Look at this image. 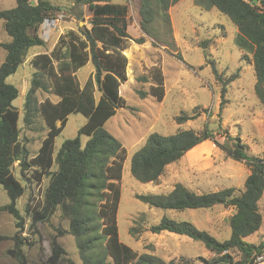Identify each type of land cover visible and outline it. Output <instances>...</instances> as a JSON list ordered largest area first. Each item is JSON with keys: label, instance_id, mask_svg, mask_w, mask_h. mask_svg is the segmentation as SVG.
<instances>
[{"label": "trees", "instance_id": "1", "mask_svg": "<svg viewBox=\"0 0 264 264\" xmlns=\"http://www.w3.org/2000/svg\"><path fill=\"white\" fill-rule=\"evenodd\" d=\"M15 1L13 9L0 11V22L11 38L7 43H0L6 51L5 61L0 65V186L10 198V203L0 211L9 213L16 220L18 232L13 238L15 248L11 254L19 264H29L23 247L30 239L22 236L24 218L17 208L18 200L25 193V187L14 173V165L19 163L22 176L29 167H33L38 181L44 176L51 177L43 201L34 208L32 233L37 234L40 220L50 222L58 211L70 223L67 230L55 228L57 236L51 239V256L47 264L69 261L67 252L57 241V237L67 234L76 237L82 264H193L187 259L178 263L155 254H140L120 240L118 211L128 151L105 129L118 109L126 107L120 88L128 81L126 51L129 40L141 45L146 42V37L157 39L155 24L160 20L171 32L170 9L182 0H74L77 17L83 18L82 8H88L90 27L67 30L51 53L39 54L31 60L36 72L27 94L25 123L31 126L39 112L48 126L47 137L34 158H30V152L20 139V111L13 105L19 97V90L7 79L20 69L31 49L46 45L39 35L40 29L46 20L56 19L61 9L50 0ZM117 1L137 4L140 29L145 36L131 38L128 4ZM194 4L203 10L216 8L235 24L236 45L251 54L249 61L254 66L257 79L255 92L264 107V0L258 3L254 0H194ZM210 43L211 40H206L200 44L206 59ZM88 64H92L94 72L82 85L77 72ZM213 72L220 86L221 118L229 103V85L234 77L224 78L214 64ZM150 78L154 83L151 94L162 101L165 96L162 70L153 68L148 74L139 76L137 81L144 85ZM40 90L52 92L59 101L54 103L46 99L38 104L36 94ZM97 92L100 93L99 98ZM138 93L142 99L148 95L143 91ZM207 112L208 109L195 107L191 113L176 117L179 128L175 134L149 135L143 147L131 158V175L140 183L156 184L168 166L180 162L198 144L211 140L226 159L244 162L250 170L245 189L226 188L197 194L183 184H177L169 194L136 197L150 208L165 211L232 208L234 212L229 217L231 235L225 241L198 230L189 222H177L167 217L151 225L149 231L157 235L167 232L201 243L213 253L211 259L204 261L205 264H252L264 252V242L249 244L244 240L258 232L263 224L259 203L264 194V152L262 156L251 155L240 136L232 135L227 129L223 131L220 128L217 132L224 137V141H220L212 134L201 136L193 129L182 128V125ZM78 113L86 117V124L78 137L65 141L55 156L56 138L64 131L69 116ZM82 135L89 137L84 147ZM55 163L58 170L52 172ZM137 233L135 228L130 229L131 235Z\"/></svg>", "mask_w": 264, "mask_h": 264}, {"label": "rangeland", "instance_id": "2", "mask_svg": "<svg viewBox=\"0 0 264 264\" xmlns=\"http://www.w3.org/2000/svg\"><path fill=\"white\" fill-rule=\"evenodd\" d=\"M32 1L36 2V0ZM50 1L61 9V12L56 17L58 20L55 23L57 25L55 35L51 39L48 37L51 30H54L55 25L47 26L43 30L45 37H48L50 47L57 45L60 37L67 30L90 27V15L87 7L82 8L84 17L79 18L77 17L78 9L73 7L74 0ZM117 2L128 4L130 21L128 32L133 36L139 35L141 29L137 4L133 1ZM15 6V0H0V11L13 9ZM169 13L172 31H168L163 25L164 22L160 20L155 24V30L159 37L157 39L147 37L151 50L163 57L164 67L168 73L167 98L164 102L157 99L141 100L139 97L137 98L135 93L137 84L135 81L131 84L128 83L122 89L123 96L128 100L129 104L142 107L141 129L145 132L149 131L148 129L152 127L154 119L159 114L160 119L155 122L153 133L173 135L177 132L179 126L173 121V117H178L182 113H191L195 107L205 108L209 112L203 113L201 117L192 120L191 127L184 124L182 128L186 130L193 129L201 136L204 133L212 134L215 139L220 141H224V137L218 135L219 129L230 131L231 128L235 132L234 136H240L242 142L249 147L251 155L262 156L264 152V108L261 106L255 92L257 79L254 66L249 61V58H252L251 54L240 50L236 45L237 27L216 8L203 10L194 4V0L180 1L171 7ZM10 39L4 31L2 23H0V42L6 43ZM206 40H211L212 42L209 44L208 59H206L204 49L200 47V44ZM41 49V47L34 48L31 54ZM137 54L142 56L147 55L148 52L140 51ZM129 55L132 57V52H129ZM246 55L248 57L245 58ZM5 58L6 51L0 47V65L5 61ZM213 64L218 72L224 75V78L234 77V80L229 85L227 96L229 103L225 106L221 118L219 113H216L215 117L212 118L217 110L218 101L221 103L220 86L217 84L213 72ZM28 69V66H22L7 79V82L16 86L19 90V97L14 101L13 105L20 111V139L30 152V158H34L39 152L41 142L47 137L48 126L39 112L36 114L31 126L25 123L27 113L25 104L29 90L24 91V88H28L29 85L26 86L23 79L27 77L30 84L36 72L35 69H31L32 72L29 69V72H27ZM93 70L92 64L82 69L78 74L79 80L83 82L90 71ZM134 71L136 72L135 65ZM137 73L138 76H142L148 72L144 74ZM131 74H133L132 70ZM177 79H180V87L188 89V95H184L180 91L179 86H173ZM142 87L144 91L148 90L147 84H142ZM96 96L99 98L100 93L97 92ZM45 98L52 101L58 100V96L52 92L38 91L36 102L39 104ZM133 117L135 116L129 109L121 111L111 122L105 125V129L114 133V137L121 138V127L124 124L126 125L128 118ZM86 122V117L80 113L69 116L64 131L55 140V156H57L65 141L78 137L81 128ZM124 138L126 140H123ZM124 138L120 141L125 143L129 154L124 165L121 181V200L118 211L120 240L140 254H155L166 261L174 260L178 263L183 259H187L192 261L193 264H205L204 261L211 259L213 253L208 251L201 243L188 237L169 233L153 234L149 231L150 226L159 223L164 217H167L177 222H189L198 230L210 233L219 241H225L231 235L229 217L233 214V209L217 207L211 210L165 211L150 208L136 197L137 195H148L149 192L146 191L145 184L140 183L131 175L130 162L135 150H132L129 145L132 141L130 135H125ZM88 139L89 137L86 135L81 136L83 147ZM231 162L238 166L235 163L236 161L232 160ZM57 170L58 166L55 163L52 167V172ZM14 173L25 187V193L17 203V208L24 218L22 236L30 239L24 246V252L29 264H47L51 256V239L53 236H57L55 228L67 230L70 223L63 219L62 213L58 211L50 222L45 223L44 220H40L36 229L37 234H33V231L30 230L33 224L32 214L34 208L43 201L51 177L44 176L41 181H38L35 177V168L33 167H29L25 175L22 176L19 163L14 165ZM202 176L200 175L201 181L205 182V185H209L207 187L204 185L199 190L200 192L208 193L218 187L217 177L212 180L213 177L211 175H208L207 179ZM189 180L191 182L194 180V184L200 183L199 176H191L188 182H190ZM246 180L247 178L239 186L237 184H234V186L239 187V190L243 191ZM166 190L169 189L167 188ZM9 203L10 198L7 192L0 186V208ZM28 207H30L29 211L27 210ZM259 207L263 216V224L258 232L244 239L249 244L264 242V194ZM132 227L138 230L137 235L130 234ZM17 232L18 229L14 217L5 211H0V264H19L15 256L10 252L15 248L13 238ZM57 241L68 254L67 259L69 261L62 264H82L75 236L67 234L57 237Z\"/></svg>", "mask_w": 264, "mask_h": 264}, {"label": "crops", "instance_id": "3", "mask_svg": "<svg viewBox=\"0 0 264 264\" xmlns=\"http://www.w3.org/2000/svg\"><path fill=\"white\" fill-rule=\"evenodd\" d=\"M55 20H58V19H55ZM0 23H2V25H3V22H0ZM46 27H47V25L45 22L42 25V27L40 29V33H39L40 37L46 42V45L44 47H41L42 48L41 50H36L32 54H31V51L34 48L31 49L29 56L27 57L24 64L22 65V66H24V65L28 66L31 72H32L31 69H34L31 66V60L39 54L51 53L52 50L56 46V44L53 45L52 47L49 46L48 37H49V39H51L55 35L57 25L54 26L55 28H53L54 30H51L50 34L48 33L49 36L47 38L45 37L44 31H43L44 29H46ZM3 29H4V25H3ZM139 33H140L139 35H135V36L131 35L130 33L129 34H130L132 39H137V38L145 36L142 34L141 31H139ZM0 43H3V42H0ZM48 46H49V48H48ZM150 47L151 46L148 42L147 37H146V42L144 44H141V45L135 43L134 40H129V48L126 51V55L129 59V65H128V70H127L128 81L126 83L122 84V86L120 88L121 96L126 100V107L118 109L117 114L107 122V123L111 122L112 119L115 118L118 115V113H120L121 111H125L126 109L127 110L129 109L130 111H132V113L135 117L128 118V120L126 121V125L124 124L120 130L122 137L121 138L117 137V138L120 141V140H122V138H124L125 135H130V137L132 138V141L129 145L132 148V150H135V152L138 151L141 147H143V145L145 144L149 135H151L153 133V130L155 128V122L159 121L160 115L158 114L156 116V118L154 119V122L152 123V127H150L148 129L149 131H147V132L143 131L141 129V126H140V123L142 122V119H143V115L141 113L142 107L129 104L128 100L123 96V93H122L123 87L125 85H127L128 83L131 84L133 81H135L137 84V87L135 88V93H136L137 98L139 97V99H141V100H145V99H149V98L150 99H156V97H154L151 94V86H153V84H154L152 78H150L149 82L146 83L148 90L144 91L142 84L137 81V77H139L137 72L144 74L146 72H149L153 68L159 67L162 70V73L164 75L165 96H164L162 102L165 101V99L167 98V94H168V83H167L168 73L164 67L163 57L161 55H159V53L152 51ZM35 48H37V47H35ZM140 51H147L148 54L139 56L137 53ZM129 52H132V57L129 55ZM89 65L90 64L86 65L82 69L89 67ZM134 65L136 67V72L134 71ZM29 69L27 72H29ZM82 69H80L77 72V77H78L79 72ZM131 70L133 71V74H131ZM93 72H94V70L90 71V73L86 76V78L83 82H81L79 80L80 83L82 85H84L87 82V80L90 78V76L92 75ZM23 81H24V84H26V86L29 85L28 88H24V91L29 90L30 84H29L27 77L24 78ZM179 81H180V79H177L173 86H175V85L179 86L180 85ZM179 89L184 95H188V93H189L188 89H186L184 87H180V86H179ZM139 91H143L145 93H148V95L146 96L145 99H142L139 96V93H138ZM46 99H48V98L42 99V101H40V103H42ZM58 101H59V97H58L57 101H52V102L57 103ZM219 111H220V101H218L217 110H216V112H214L212 118H214L216 113L218 114ZM176 117L177 116L173 117V121L175 123H176V121H175ZM186 124L188 127H191L192 121H189ZM176 127H177V125H176ZM178 128H179V126H178ZM110 133L112 135L114 134L112 132H110ZM230 133L232 135L235 134V132L232 131L231 128H230ZM113 136H115V135H113ZM164 136H169V135H164ZM123 140H126V139L124 138ZM42 142H41V145H42ZM120 142L127 149L125 143H123V141H120ZM40 148H41V146H40ZM127 151H128V149H127ZM128 154H129V152H128ZM231 161H232V159H226L225 158V155L223 154V152L220 151L214 145V143L212 141L205 140L202 143L198 144L196 147H194L192 150H190L180 162L168 166L166 169L165 175L160 178L158 183H156V184H154V183L145 184L146 185L145 189L147 192H149V194H157V195L169 194L175 188V186L177 184H183L184 186H186L190 190L197 192V194H205V193H202L199 191L205 185L204 184L205 182L201 181L202 178L200 177V175L205 176V178L208 177V175H211V177H213L212 180H214V177H217L216 181L218 183L217 184L218 187L215 190L209 191L208 193L217 192L219 190H223L226 188H235V189L239 190V187L234 186V184H237V186L242 184L243 180L245 178H248V176L250 175V170L247 168V166L245 165L244 162L236 161L235 163H237V165H238V166H236V165L232 164ZM191 176L192 177L199 176L200 183L194 184L193 183L194 180L192 182L189 180L190 182H188V179H190ZM205 178H203L204 181H206V179H207V178L206 179ZM197 180H199V179H197ZM229 182H230V184H229ZM208 185L206 184L205 187H207ZM167 188L169 190H166ZM165 233H167V232H165ZM169 234H171V233H169ZM23 252H24V247H23Z\"/></svg>", "mask_w": 264, "mask_h": 264}, {"label": "built area", "instance_id": "4", "mask_svg": "<svg viewBox=\"0 0 264 264\" xmlns=\"http://www.w3.org/2000/svg\"><path fill=\"white\" fill-rule=\"evenodd\" d=\"M56 22H57V20H54V19L53 20H46V25L47 26H54V25H56L55 24ZM252 264H264V252L261 255H259L256 258L255 262Z\"/></svg>", "mask_w": 264, "mask_h": 264}, {"label": "water", "instance_id": "5", "mask_svg": "<svg viewBox=\"0 0 264 264\" xmlns=\"http://www.w3.org/2000/svg\"><path fill=\"white\" fill-rule=\"evenodd\" d=\"M254 2H255V3H258V2H259V0H254ZM45 22H46V21H45Z\"/></svg>", "mask_w": 264, "mask_h": 264}]
</instances>
